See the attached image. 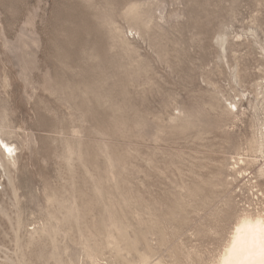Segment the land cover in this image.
I'll return each instance as SVG.
<instances>
[{
	"label": "rangeland",
	"instance_id": "374dc122",
	"mask_svg": "<svg viewBox=\"0 0 264 264\" xmlns=\"http://www.w3.org/2000/svg\"><path fill=\"white\" fill-rule=\"evenodd\" d=\"M263 132L264 0H0V264H212Z\"/></svg>",
	"mask_w": 264,
	"mask_h": 264
},
{
	"label": "clouds",
	"instance_id": "9594fccd",
	"mask_svg": "<svg viewBox=\"0 0 264 264\" xmlns=\"http://www.w3.org/2000/svg\"><path fill=\"white\" fill-rule=\"evenodd\" d=\"M212 264H264V212L239 213Z\"/></svg>",
	"mask_w": 264,
	"mask_h": 264
},
{
	"label": "bare ground",
	"instance_id": "6f19581e",
	"mask_svg": "<svg viewBox=\"0 0 264 264\" xmlns=\"http://www.w3.org/2000/svg\"><path fill=\"white\" fill-rule=\"evenodd\" d=\"M263 133H264V132H263ZM263 138H264V136H263ZM263 143H264V140H263ZM0 144H1V146H3V148L5 149L4 151H7L6 153H8L9 156H12V152L15 150V148L12 147L13 145H12V144H8L7 142H4L3 139H1V138H0ZM8 148H11L12 151L9 152V151L7 150ZM4 154H5V153H3V156H4ZM1 160H3V158H2ZM1 160H0V166L2 165ZM242 161H243V160H242ZM242 161H241V163L244 162V161H243V162H242ZM236 163H238V162H236ZM242 170H243V169H242ZM239 173H240V172H239ZM237 174H238V172H237ZM245 211L249 212L248 210H245ZM263 212H264V210H263ZM249 213H252V212H249ZM255 213H256V212H255ZM255 213H253V214H255Z\"/></svg>",
	"mask_w": 264,
	"mask_h": 264
},
{
	"label": "snow or ice",
	"instance_id": "6c2138e0",
	"mask_svg": "<svg viewBox=\"0 0 264 264\" xmlns=\"http://www.w3.org/2000/svg\"><path fill=\"white\" fill-rule=\"evenodd\" d=\"M7 150H8L9 152H11V151H12V149H11V148H8Z\"/></svg>",
	"mask_w": 264,
	"mask_h": 264
}]
</instances>
